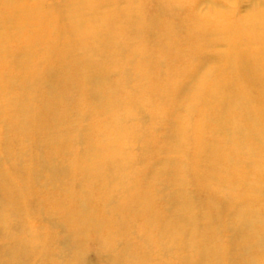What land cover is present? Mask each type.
<instances>
[{
  "label": "rangeland",
  "instance_id": "obj_1",
  "mask_svg": "<svg viewBox=\"0 0 264 264\" xmlns=\"http://www.w3.org/2000/svg\"><path fill=\"white\" fill-rule=\"evenodd\" d=\"M0 264H264V0H0Z\"/></svg>",
  "mask_w": 264,
  "mask_h": 264
},
{
  "label": "bare ground",
  "instance_id": "obj_2",
  "mask_svg": "<svg viewBox=\"0 0 264 264\" xmlns=\"http://www.w3.org/2000/svg\"><path fill=\"white\" fill-rule=\"evenodd\" d=\"M125 16H127L128 17V19H129V21L127 22V23H130V25H132L131 26V28H130V30L132 31V33H134V31H135V27L133 26V25H135V26H137V21H136V19L133 17V15L131 14V12H128V14L127 13H125ZM74 21H76V25H77V29H76V31L77 32H79L78 30L79 29H82V27H81V21H82V18H78L77 16L75 17V19H74ZM141 23V22H140ZM139 27H141L140 25H138ZM70 70V69H69ZM64 73V72H63ZM65 75V74H64ZM38 101V100H37ZM95 160V159H94ZM33 172V171H32ZM253 205V204H252ZM253 207V206H252ZM141 208V207H140ZM256 214V213H255ZM257 215V214H256Z\"/></svg>",
  "mask_w": 264,
  "mask_h": 264
}]
</instances>
